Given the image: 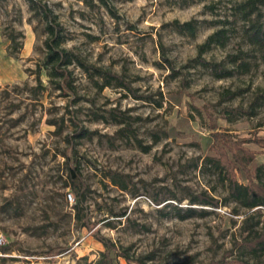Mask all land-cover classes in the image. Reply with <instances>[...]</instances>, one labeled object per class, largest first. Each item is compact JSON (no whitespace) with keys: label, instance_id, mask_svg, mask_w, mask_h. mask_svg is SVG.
Segmentation results:
<instances>
[{"label":"rangeland","instance_id":"374dc122","mask_svg":"<svg viewBox=\"0 0 264 264\" xmlns=\"http://www.w3.org/2000/svg\"><path fill=\"white\" fill-rule=\"evenodd\" d=\"M43 1L65 27L66 48L125 76L137 96L119 87L100 91L78 67V103L61 96L45 72L46 89L35 88L45 22L27 0H0V264H94L104 250L95 235L131 246L135 257L150 256L149 264H255L234 248L243 240L247 210L205 166L207 157H221L248 185L250 172L239 159L264 164V47L245 34L248 22L238 7L245 0H109L116 15L99 0ZM259 6L261 15L252 18L264 25V3ZM192 20L193 35L175 23ZM222 27L229 30L226 44L205 58L231 69L232 55H250L249 68L220 79L195 59L198 46ZM14 28L24 34L19 58L8 53ZM115 108L133 118L143 145L118 132L125 123L111 117ZM69 111L94 132L70 149ZM67 149L92 190L86 203L92 229L79 226L74 195L67 199L73 194ZM108 171L123 176L128 189L113 184ZM192 194L220 204H192Z\"/></svg>","mask_w":264,"mask_h":264},{"label":"trees","instance_id":"16d2710c","mask_svg":"<svg viewBox=\"0 0 264 264\" xmlns=\"http://www.w3.org/2000/svg\"><path fill=\"white\" fill-rule=\"evenodd\" d=\"M29 1L30 8L36 11L42 20L45 22L46 38L44 40L45 57L43 61L38 63L36 69V79L38 85L37 89L45 90L44 82L42 80V73L45 72L48 82L53 87L60 91L61 96L72 97L74 103H78L81 97L77 93V84L75 70L73 67L80 68L93 82L94 86L102 91L107 87H119L128 91V93L137 96L135 88L132 86L125 76L120 75L112 70L105 69L103 67L95 66L88 63L80 54L66 48L65 43L67 41V32L65 27L58 20V17L54 11L50 8L47 2L43 0H27ZM89 3H93V0H86ZM104 7H106L113 15L115 11L109 4V0H99ZM264 3V0H245L239 3V9L241 16L248 22V27L245 29V34L250 39L251 43L259 48L264 47V25L259 20H253L252 16L256 14L258 18L261 13L260 4ZM181 31H189L192 35L195 34L197 26L194 20L187 21L185 23L175 22ZM229 30L226 27L218 29L207 37V39L198 46V55L195 61L202 66L210 67L214 76L217 78L230 77L235 73L236 69L249 68V61L247 60V52L239 51L237 54L232 55L231 61L233 68L229 69L222 64H215L205 58V53L211 50L215 45L224 46L229 38ZM19 35L24 38L23 32L16 33L14 28L12 32L8 34L10 41L8 53L9 55L19 58V53L24 46L22 41L18 40ZM162 57L166 64V67L173 70L176 74V66L173 61L165 56V48L162 47ZM144 97V96H138ZM264 99V93L262 94ZM159 106L161 103L157 102ZM75 111H69V122L73 128L71 133L65 136V141L68 144V148H75L82 142L83 139L93 137V131L85 127L78 119ZM94 117L98 119H106L105 116L92 112ZM109 113L115 121L119 120L121 123H125L123 127L118 131L124 137L128 139L134 138L139 145H143L137 137V134L132 126V117L127 116L124 112H118V110H109ZM145 151H149L150 147H144ZM65 167H66V179L67 187L73 191L75 204V218L81 228L92 229L94 223L89 216V208L87 207L88 196L92 193L91 187L85 180L82 165L78 159H74L69 150L64 154ZM245 157V156H243ZM239 162L246 167L251 181L248 185L242 184L234 176L231 165L223 160L221 157H207L205 159V166L214 168L220 177V179L226 183L229 198L237 202L242 208L247 210V213L243 217V221L240 227L241 233L244 236L241 242H235L234 248L239 249L240 255H250L256 261L255 264H264V164H257L254 161V157L239 159ZM113 184L119 186L122 190L128 189V182L123 176L114 171H108L106 173ZM72 194V193H71ZM72 195V196H73ZM190 200L192 204L199 203L201 205L218 206L220 204L219 199L208 196L206 194L196 195L192 194ZM179 213L183 209L178 208ZM195 212L193 208L187 210L188 215H192ZM184 218L185 216H181ZM98 241H100L104 250L100 253L99 258L94 264H121L120 258H123L128 264H149L147 261L150 256H138L135 257L131 254V246H119L112 240L106 237H99L95 235ZM247 262V261H246ZM80 264V263H78ZM215 264H223V262H215Z\"/></svg>","mask_w":264,"mask_h":264},{"label":"built area","instance_id":"2783aa9c","mask_svg":"<svg viewBox=\"0 0 264 264\" xmlns=\"http://www.w3.org/2000/svg\"><path fill=\"white\" fill-rule=\"evenodd\" d=\"M73 194H71V193H69V194H67V199H72L73 198V196H72ZM2 242V241H1Z\"/></svg>","mask_w":264,"mask_h":264}]
</instances>
